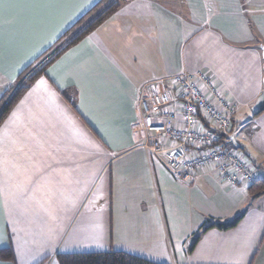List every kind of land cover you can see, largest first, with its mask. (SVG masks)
I'll list each match as a JSON object with an SVG mask.
<instances>
[{
	"label": "crops",
	"instance_id": "0c3cea01",
	"mask_svg": "<svg viewBox=\"0 0 264 264\" xmlns=\"http://www.w3.org/2000/svg\"><path fill=\"white\" fill-rule=\"evenodd\" d=\"M101 1L6 3L0 101ZM260 47L264 0L122 2L0 125V250L14 255L0 264L111 251L155 264H264V193L211 168L181 183L135 131L143 90H172V76L199 72L232 105L229 146L264 180V111H250L263 90Z\"/></svg>",
	"mask_w": 264,
	"mask_h": 264
},
{
	"label": "built area",
	"instance_id": "2783aa9c",
	"mask_svg": "<svg viewBox=\"0 0 264 264\" xmlns=\"http://www.w3.org/2000/svg\"><path fill=\"white\" fill-rule=\"evenodd\" d=\"M171 84L172 90L152 87L139 98L135 131L142 135V147L181 183H191L195 173L211 168L227 185L254 184L256 172L229 146V101L199 72L178 73Z\"/></svg>",
	"mask_w": 264,
	"mask_h": 264
},
{
	"label": "trees",
	"instance_id": "16d2710c",
	"mask_svg": "<svg viewBox=\"0 0 264 264\" xmlns=\"http://www.w3.org/2000/svg\"><path fill=\"white\" fill-rule=\"evenodd\" d=\"M125 0H103L94 6L80 20H78L65 34L63 40L67 42L60 48L54 49L50 55L42 57L40 61L27 68L20 76L13 88L6 92L0 101V125L9 115L10 111L25 93V91L35 82L37 78L45 73L46 68L56 60L64 51L77 44L80 40L90 34L103 20H105L114 10L121 6ZM48 57V58H47ZM252 195L264 193V180H257L249 188ZM241 217V216H240ZM240 217L234 221L217 226L218 229H229L235 226ZM195 237L193 245L197 242ZM0 260L13 262L14 255L11 249L0 250ZM58 264H155L146 259L130 255L124 252L111 251L100 253H67L56 256Z\"/></svg>",
	"mask_w": 264,
	"mask_h": 264
},
{
	"label": "water",
	"instance_id": "95a60500",
	"mask_svg": "<svg viewBox=\"0 0 264 264\" xmlns=\"http://www.w3.org/2000/svg\"><path fill=\"white\" fill-rule=\"evenodd\" d=\"M263 58V72H264V47H260ZM251 114L253 116H258L264 111V76H263V90L257 97L254 105L251 107Z\"/></svg>",
	"mask_w": 264,
	"mask_h": 264
},
{
	"label": "snow or ice",
	"instance_id": "6c2138e0",
	"mask_svg": "<svg viewBox=\"0 0 264 264\" xmlns=\"http://www.w3.org/2000/svg\"><path fill=\"white\" fill-rule=\"evenodd\" d=\"M18 2L19 0H0V13H2L6 3H8L9 5H14Z\"/></svg>",
	"mask_w": 264,
	"mask_h": 264
},
{
	"label": "rangeland",
	"instance_id": "374dc122",
	"mask_svg": "<svg viewBox=\"0 0 264 264\" xmlns=\"http://www.w3.org/2000/svg\"><path fill=\"white\" fill-rule=\"evenodd\" d=\"M67 39H68V38H67ZM67 39L63 40V41L61 42V44H59V48H60L63 44H65V42H67ZM53 52H55V51H53Z\"/></svg>",
	"mask_w": 264,
	"mask_h": 264
}]
</instances>
